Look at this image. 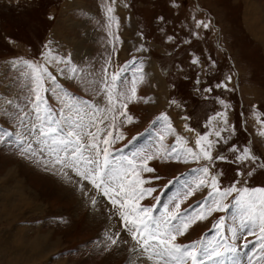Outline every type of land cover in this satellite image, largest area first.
Masks as SVG:
<instances>
[{"label": "rangeland", "instance_id": "rangeland-1", "mask_svg": "<svg viewBox=\"0 0 264 264\" xmlns=\"http://www.w3.org/2000/svg\"><path fill=\"white\" fill-rule=\"evenodd\" d=\"M71 4L70 0H0V131L10 133L0 139V177L14 169V177L33 194L30 209L10 211L8 216L0 212V264H142L140 258H148L147 253L141 257L130 252L134 242L121 227L119 205L114 207L107 197L93 205L79 185L61 178L59 166L53 168L44 158L17 150V115L22 110L32 112L34 90L41 97L42 116L51 109L62 128L79 125L78 130L95 133L100 149L107 147L112 153L110 159L132 160V168L122 177L125 191L130 192L132 185L137 192L156 191L138 201L126 197L130 202L149 208L155 218L193 206L190 219L184 220L189 224L185 234L170 233L176 235L174 244L206 246L201 235L216 224L228 228L230 242L245 239L246 234L247 243L264 239L258 219L247 224V214L233 216V199H205L208 194L199 193L202 185L197 187L202 178L209 181L206 186L211 185V176L216 175L218 188L233 183L237 189L264 188V48L250 37L257 25L252 28L248 22L257 24L264 15V0H124L126 37L120 36L107 0H83L88 9L75 5L67 9ZM197 21L208 27L203 23L197 27ZM261 21L263 26L264 18ZM85 24L92 30L87 31ZM80 50L86 55L78 54ZM71 52L73 60L67 56ZM149 65L156 67L158 80ZM45 67L55 75V82L41 74ZM106 86L111 102L108 95H101ZM34 118L32 112L28 120ZM101 119L103 124L97 123ZM86 140L92 142L91 137ZM172 146L176 152L169 155ZM204 151L211 161L203 158ZM147 167L155 171L147 172ZM202 167H208V176L199 171ZM188 178L193 188L183 191ZM3 180L10 189L16 185V180ZM113 187L119 190V183ZM3 191L0 188V194ZM90 194L97 195L95 190ZM213 200H220L222 210L209 214L216 207ZM241 208L248 213L246 205ZM176 223L183 230V224ZM248 225H254L255 231L240 233ZM117 232L120 238L109 248L111 240L105 233L115 238ZM217 234L203 239L219 244L225 252L224 231L218 229ZM20 235L26 243L44 236V245L53 242L56 249L50 247L54 253L40 263L15 260L25 254L15 247ZM260 253L264 254L261 248ZM150 260L191 264L190 259L177 262L170 257Z\"/></svg>", "mask_w": 264, "mask_h": 264}, {"label": "snow or ice", "instance_id": "snow-or-ice-1", "mask_svg": "<svg viewBox=\"0 0 264 264\" xmlns=\"http://www.w3.org/2000/svg\"><path fill=\"white\" fill-rule=\"evenodd\" d=\"M202 23L201 21H197L196 26L200 27ZM203 27L207 28L208 24L203 23ZM168 39L171 40L172 37ZM193 63H196V61L194 60ZM37 68L39 69V66ZM40 72L42 75H46L49 80L55 82V75L46 67L40 69ZM117 79L118 76L114 74L113 82ZM140 80H143V75L140 76ZM135 91V82H133V96L135 95ZM34 93L35 98L30 103L33 105L32 112L35 113V118L28 120L32 112L27 110H22V113L17 115V119L20 122L17 126V150L21 155L44 158L45 164L53 168L59 166L61 178L66 182L79 185L78 190L84 196L88 197L93 205H96L98 200L104 197H107L114 207L119 205L116 211H118L119 217L121 218V227L125 232L130 234L131 240L134 242L130 248V252L136 253L141 257L147 253L148 259L154 257H170L177 262L190 259L191 264H204L205 260L209 261L210 264H225V252L234 251L235 249L225 247V252H221L219 250V244L198 247L196 242H190L187 245L173 243L176 235H170V233L177 231L180 235L185 234L189 224L185 223L184 220L190 219V213L194 211L193 206L190 205L189 208L183 211L167 213V215H162L160 218H155L152 216L149 208H144L139 206L138 203L130 202L126 197H131L132 200L138 201L143 198L145 193L150 194L156 191L155 189L148 188L141 189L137 192L134 185L131 186L132 190L130 192L125 191L122 177H126L127 170L132 168V160H128L125 163L124 161H116L114 158L110 159L112 153L109 152L107 147L103 150L100 149L97 143L98 137L95 133L91 131L84 133L82 130H78L79 125L75 128H62V121L54 119V114L51 109L47 110V115L42 116L40 114L41 97L35 90ZM105 94L109 96V101L111 102L112 94L107 86L101 93V95ZM121 106L124 108L127 107L126 105ZM98 111L104 112L108 111V109L98 108ZM128 119L131 121L132 118L128 117ZM97 123L103 124V120L101 119ZM6 135H10V133L0 131V139ZM111 135L112 133L109 132L108 136ZM215 135L219 136L220 132H216ZM86 137H91L92 142L88 143ZM205 138L201 137V139ZM201 139L196 140L197 145H200ZM103 142L106 145L109 143L107 137L104 138ZM186 151L192 153L193 150L188 148ZM175 152L176 148L172 146L169 155ZM244 152L247 155L249 150L245 149ZM101 155L103 159H101ZM203 158L209 161L213 159L207 151L203 152ZM217 158L221 160L225 159L222 156H218ZM237 159L239 160L240 157H237ZM253 159L255 158L253 157ZM145 170L147 172L155 171L151 167H147ZM199 171L205 176L209 175L208 167H202ZM237 174L242 175L240 172ZM251 174V172L248 173L249 176ZM156 179H159V177H156ZM216 181L217 176L212 175L211 187L214 191L209 192L205 199H210L214 196L223 199L230 196L233 192H238L239 194L233 197V199L236 201H244L249 210L247 214L249 219L252 221L258 219L260 231L264 233V188L237 189L235 183L227 188H218ZM117 183H119V190L113 187ZM89 185L91 188L88 187ZM201 185H205L204 179H200L197 187L199 188ZM189 187L191 186L189 185ZM92 190H95L97 195H91ZM248 193H259L260 196L248 195L247 200H244V195ZM188 194L191 195L192 193L189 192ZM213 203H215L216 207L215 209H209V214L212 210H222L220 200H213ZM196 207L199 208L201 205H197ZM203 207H208V205L205 204ZM177 209H179V204H177ZM177 221L183 224V230L177 225ZM242 223L245 222L242 221ZM213 227L215 228L216 225H213ZM114 235L115 238L105 233V238L111 240V244L108 245L109 248L117 244L121 233L117 232ZM165 236L169 238L164 239L163 237ZM124 242L128 243V241Z\"/></svg>", "mask_w": 264, "mask_h": 264}, {"label": "bare ground", "instance_id": "bare-ground-1", "mask_svg": "<svg viewBox=\"0 0 264 264\" xmlns=\"http://www.w3.org/2000/svg\"><path fill=\"white\" fill-rule=\"evenodd\" d=\"M71 2H72V4L71 5H68L67 6V9H70L72 6H74L75 5V7L76 8H84V9H86L87 7L86 6H84L82 3H83V0H70ZM107 2H108V4H109V6L112 8V13L114 14V17H115V20H116V26H117V29H118V31L121 29V31H122V33H121V37H122V35H123V33H124V36L126 37V32H125V21L127 20L126 19V15H127V11H126V9H125V4H124V0H107ZM121 6H122V9H121ZM250 8H252L251 6H249L248 7V9H250ZM88 9V8H87ZM93 16V15H92ZM259 18V20H258V23L256 24H254V21L253 20H249L248 22H249V25L253 28L255 25H257V30H255V29H251L250 30V32H249V34H251V36L253 37V39L254 40H256V42L257 43H261L262 45H263V48H264V28H263V26H262V18H264V15H261V16H259L258 17ZM73 21V20H72ZM89 21V20H88ZM85 22V21H84ZM75 23V22H74ZM79 23V22H78ZM119 24V25H118ZM81 26H84V23H81L80 24V27ZM85 27H89V28H85L87 31L89 30L90 31V29L92 30V27L91 26H89V25H86L85 24ZM94 30H96V29H94ZM60 32V31H59ZM94 32V31H93ZM96 32H97V30H96ZM63 33V32H62ZM69 34V33H68ZM126 40V39H125ZM120 41V40H119ZM118 41V42H119ZM127 42H128V40H127ZM120 43H121V41H120ZM260 44V45H261ZM261 45V46H262ZM122 46V45H121ZM121 51L122 52H124L123 51V49H121ZM77 53V51H73V54L74 53ZM82 54L83 52H81V50H80V52H78V54ZM84 54V56L86 55L85 53H83ZM72 52L69 54V55H67L68 57H71V60H73L72 59ZM67 56H65V58L67 59L68 57ZM64 58V59H65ZM72 62V61H71ZM148 68H149V70H150V72L152 73H154L155 75H153V78L154 79H157L158 80V76H157V70H156V67H154V66H148ZM59 75H61V71H59L58 73H57V76H59ZM68 75V74H67ZM151 78V77H150ZM64 79V78H63ZM64 83V82H63ZM156 85V84H155ZM5 105V104H4ZM5 106H7V105H5ZM6 110H7V108H5ZM1 170V169H0ZM14 173H15V171H14V169H8V171L6 170V172H5V174H4V176L5 177H8V179H9V181H14V180H16V185H14L11 189L10 188H8V183L7 184H5V182H4V178L5 177H3V176H1L0 177V180L2 181L1 183H0V188H3L4 189V191L2 192V194H0V207H1V210H0V212L1 213H3V214H7V216L10 214V211H14V212H16L18 209H20V208H29L30 209V207L31 206H33L32 205V202H31V199H32V193L31 194H28V192L25 190L26 188L22 185V182L23 181H20V180H17L15 177H14ZM21 176V175H20ZM2 178V179H1ZM28 189V188H27ZM34 192V191H33ZM35 194V193H34ZM33 197H35V196H33ZM16 198H17V201H16ZM35 198H37V197H35ZM34 200V199H33ZM35 203V202H34ZM38 205V204H37ZM35 206V205H34ZM41 206V205H40ZM36 208H40V207H36ZM20 210H22V209H20ZM28 210V209H27ZM11 212V213H12ZM42 235V234H41ZM27 237V236H26ZM45 237L44 236H39V238L38 237H36V239H34L35 241H33V242H30V243H26V240H24L23 239V236H21L20 235V238H16V242H15V244L17 245V246H15V247H17L18 249H21L22 251H23V253H25V254H23L21 257H19V258H16L15 260H18V259H25V260H27L29 263H40L41 261H43V260H46V259H48V255H50V252H52V251H50L49 249H50V247H52V248H54L53 247V242H50L49 244H45L44 245V243H45V240H47V239H45ZM37 241V242H36ZM10 243V242H9ZM5 244V243H4ZM11 247V246H10ZM12 248V247H11ZM13 249V248H12ZM54 249H56V248H54ZM14 250V249H13ZM20 251V250H19ZM15 252H17V251H15ZM52 253H54V252H52ZM51 253V254H52ZM27 254H29V255H27ZM6 255V257H8V255L7 254H5ZM11 256V255H10ZM6 257H4V258H6ZM35 258H37L36 260H30V259H35ZM157 258V257H156ZM162 259V258H161ZM10 260L12 261L13 260V258H10ZM140 260H141V262H142V264H151V262L153 261V260H150V259H148V258H146V259H143V258H140ZM146 260H148V261H146ZM156 261H157V259H155ZM19 261V260H18ZM150 261V262H149ZM15 262V261H14ZM63 263V262H62ZM154 262H152V264H153Z\"/></svg>", "mask_w": 264, "mask_h": 264}, {"label": "crops", "instance_id": "crops-1", "mask_svg": "<svg viewBox=\"0 0 264 264\" xmlns=\"http://www.w3.org/2000/svg\"><path fill=\"white\" fill-rule=\"evenodd\" d=\"M250 37L252 38V36L250 35ZM61 94H65V90H61L60 91ZM69 95L71 96V94L69 93ZM69 96V97H70ZM65 100V99H63ZM72 100H70L71 102ZM8 127V130L7 131H10V126H7ZM16 139V138H15ZM202 178V177H201ZM203 179V178H202ZM205 180V185H202V189H201V192L199 193H202V194H205L204 196H206L209 192H213L212 190H210V186L211 185H207L206 186V183H209L208 180L204 179ZM200 181V180H199ZM196 182L198 183V179L196 180ZM193 187L191 186V189ZM187 190H190V187H189V178L187 179V183H184V186H183V191H187ZM239 193L238 192H233L230 196L224 198L225 200L226 199H233V197H236ZM248 195H253L252 193H248V194H245L244 195V200H247V197ZM216 197V199H221L220 197L218 196H214ZM231 207H232V212L233 213V216H238L240 213H243L244 216L245 214H248L246 212V210L244 209V211L242 210L241 208V205L244 206L246 205L244 203L243 200L241 201H234V199L232 200L231 202ZM245 222L248 224L250 221H249V217L247 215V217H245ZM240 222V221H239ZM213 224H210L209 223V226H212ZM228 227V226H226ZM240 228V226H239ZM238 228V229H239ZM255 226H249L248 225V229L246 231H242L240 233H244V232H251V231H255ZM219 229V231L221 232V234H223V231H224V235H225V239L227 241V244H228V248H231V249H235L234 251H228V252H225V255H224V262L225 264H252V263H255V262H259L260 260H262L261 262L264 264V254L262 255V253H260V248L263 249V253H264V242H261L263 241L264 239H256L259 243H256L255 241L254 242H249L247 243V241H245L246 239L249 238V236L246 234L244 236L245 239H242V240H239L237 242H230L228 241V238L226 237V233L225 230H227L228 228H224V226H222V224H216V227H208L201 235V240L203 242V244L207 245V246H211V245H214L213 244V241H210V240H205L203 238H208V237H212L214 238L215 235L217 234V230ZM218 235V234H217ZM210 237V238H211ZM220 249V248H219ZM243 253L241 254L242 256H244V258L242 260H240V258L238 257V253ZM236 261V263H235ZM204 264H210L209 261L205 260L204 261Z\"/></svg>", "mask_w": 264, "mask_h": 264}]
</instances>
